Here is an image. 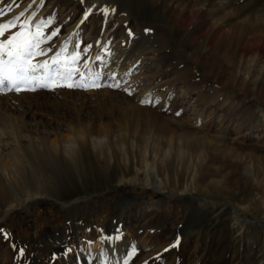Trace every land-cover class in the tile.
Wrapping results in <instances>:
<instances>
[{"label": "rangeland", "instance_id": "obj_1", "mask_svg": "<svg viewBox=\"0 0 264 264\" xmlns=\"http://www.w3.org/2000/svg\"><path fill=\"white\" fill-rule=\"evenodd\" d=\"M88 5L68 52L91 45L89 67L122 75L120 87L27 97L34 118L60 130L5 139L0 264H110L119 251L121 264H264V47L251 39L264 33V0H42L46 34L60 30L53 52ZM3 95L29 118L19 94ZM147 164L160 190L147 186Z\"/></svg>", "mask_w": 264, "mask_h": 264}, {"label": "snow or ice", "instance_id": "obj_2", "mask_svg": "<svg viewBox=\"0 0 264 264\" xmlns=\"http://www.w3.org/2000/svg\"><path fill=\"white\" fill-rule=\"evenodd\" d=\"M83 2L84 0H81V3ZM0 3H3V0H0ZM102 11L107 15L109 9L105 8ZM90 14V10L86 11L81 23H84ZM6 15L7 13L0 9V18ZM24 16L25 12L21 11L15 18L0 23V94L13 92L20 94L36 92L38 89L54 90L60 87L84 90L102 87L98 82L99 74L92 72L88 60L84 58L91 45L85 46L80 51L69 53L67 43H65L63 47L49 56V53L53 52L51 42L59 35L60 30L52 29L46 34L45 29L51 27L53 20H39L33 23L34 12L27 19L22 20ZM13 29L16 30L12 31ZM46 44L49 46L43 47ZM40 57L45 58L38 60L37 58ZM82 58L84 59L81 65ZM96 59L100 60L101 57L97 56ZM92 76H95V79H89ZM115 87H120V85L117 83ZM125 91L128 90L125 89ZM141 103L149 104L151 100L145 99ZM5 238H7L6 235ZM115 239L119 240L120 237L117 236ZM135 254L136 249L133 248L130 257ZM23 255L24 250L21 249L20 256L23 257ZM124 264H128V260H125Z\"/></svg>", "mask_w": 264, "mask_h": 264}, {"label": "bare ground", "instance_id": "obj_3", "mask_svg": "<svg viewBox=\"0 0 264 264\" xmlns=\"http://www.w3.org/2000/svg\"><path fill=\"white\" fill-rule=\"evenodd\" d=\"M93 3L96 4L95 2H93ZM41 4H42V0H35V3H33V0H23L19 4V7L15 6L16 8L14 9V11L11 12L9 15H6V16L0 18V21L7 22V20L15 18V16L19 15V13L21 11H23V12H26V15L28 17L31 16L32 13L34 12L35 16L33 18V23L38 22L39 20L42 19V15H43L42 11L39 12L40 11L39 8H40ZM199 4L201 5L202 2H197V5H199ZM29 5H31V7H29ZM200 5H199V8L197 7L196 9H193V12H192L190 18L188 20H186L185 24L189 25V23L192 21L191 18H193L195 15H197L201 11ZM86 7H87L86 11L91 10L90 9V5H88ZM84 15H85V13H83L80 18L83 19ZM80 22H81V20L76 22L72 28L69 27L59 37V39L56 40L55 44L57 45L58 50H59L60 47H63L65 43H67V47H68V51L69 52L74 49V46L76 45L75 43H76L77 39L83 34L82 33L83 31H80L81 30ZM192 24H193V22H192ZM223 33L229 34V31L227 30V31H225ZM252 37H251V39L254 40L253 44H254V47L256 49L255 51H257V53L261 52L262 47H264V33H262L261 35L253 34ZM162 43L165 45L166 41H164L162 39ZM248 47H250V44H249ZM94 48H95V46H94ZM54 53L55 52H53L52 55ZM37 59L43 60L42 57L37 58ZM92 72L99 74V76H100L99 83L101 85H103V86L105 85L106 87H109V85H111V86L116 85L117 83L120 82V78L122 77V75H119L118 73L111 72V71H107L105 73H100L99 71L96 70V71H92ZM77 79H78V77H77ZM89 79H95V76H92ZM37 93L22 92L19 95H15V98H19V99L21 98L22 101L20 102L19 105L25 107V113H28L30 115L29 118L24 117L25 115H23V117H19V115H17V113L8 110V108H6L7 104L2 103L1 102V97H0V168H2L0 170L4 171V173L6 175H7V172H8L7 157L10 155V151H9V147L7 145V142H5V139H9V138L17 139L16 140V143H17V142L21 141V139L23 137H27V138L29 137L31 139H34L35 142H40V140L43 138L44 135L49 136V134H51V133L55 134V133H57L60 130L58 124L57 125H55V124L43 125V124H40L41 122L37 121L34 118L33 113H32V106H33L32 103L33 102L32 103L29 102L27 97L30 96V95H35ZM1 95H3V94H0V96ZM5 95H3V97L11 96V95H7V94H5ZM23 100H26V101L24 102ZM4 107L6 109H4ZM26 116H27V114H26ZM23 130L34 132L35 136H30V135H28V136L24 135L23 136L22 135L23 134ZM62 140H63V142L65 144L64 145L65 148L68 151H71L72 150V145L74 144L73 138H68V137L64 136V138ZM48 144L51 147H54L55 149L57 148V143L55 142L54 139H51L50 141H48ZM73 148H74V146H73ZM12 156H13V159H15L14 155H12ZM144 172H145L147 186L149 188H151L153 191L160 190L161 189V185H162V181L157 176L155 167L147 164L145 166V168H144ZM129 182L132 183V185L135 184L136 183V178H132ZM3 199H4V193L2 191H0V200H3ZM234 209H235V216L238 217V218H241L242 216L237 211V208L234 207ZM123 254H124L123 251H119L116 259H114L110 264H121L120 262H122V260H123ZM59 255L61 257H63L64 254H59Z\"/></svg>", "mask_w": 264, "mask_h": 264}]
</instances>
